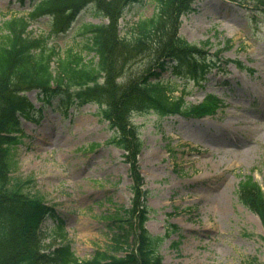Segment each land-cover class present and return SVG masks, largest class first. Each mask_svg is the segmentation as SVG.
<instances>
[{"label": "rangeland", "instance_id": "obj_1", "mask_svg": "<svg viewBox=\"0 0 264 264\" xmlns=\"http://www.w3.org/2000/svg\"><path fill=\"white\" fill-rule=\"evenodd\" d=\"M195 6L181 15L179 34L196 44L209 41L212 55L220 49L214 56L219 66L201 82L169 71L162 76L173 79L174 94L184 92L188 104L213 93L218 107L202 117L131 115L142 141L135 164L149 207L145 226L153 234L168 233L159 249L161 264L264 263L262 221L236 194L248 175L264 189V11L254 0H198ZM27 10V0H0V24ZM153 10L147 1L125 11L121 29L125 21L151 16ZM79 20L102 21L88 13L78 14ZM32 28L35 35L47 34L46 24ZM79 40L72 28L48 37L73 51ZM27 95L35 102V90ZM14 127L18 142L11 176L53 205L63 221L62 232L53 230L57 220L41 223L43 245L69 240L81 259L105 248L113 233L107 215L131 207L135 183L126 155L109 142L114 130L100 118L97 105L67 114L46 107L30 121L16 118Z\"/></svg>", "mask_w": 264, "mask_h": 264}, {"label": "trees", "instance_id": "obj_2", "mask_svg": "<svg viewBox=\"0 0 264 264\" xmlns=\"http://www.w3.org/2000/svg\"><path fill=\"white\" fill-rule=\"evenodd\" d=\"M147 1L154 5L151 16H139L120 34L116 20L124 8L132 9ZM195 1L32 0L27 17L11 15L1 22L0 264L161 263L158 249L163 238L152 235L143 226L148 210L138 200L142 194L141 176L135 164L141 141L128 116L131 112H153L160 117L176 113L200 117L217 107L213 94H207L202 103L187 104L183 95H171L175 86L160 76L170 69L176 75L183 71L198 81L216 67L206 48L209 41L197 45L177 34L179 15L192 10ZM254 1L264 11V0ZM80 12L101 15L109 21L79 23L78 51L49 47L43 38L27 30L30 21L46 16L44 22L52 30L64 32ZM83 52L93 55L85 59ZM33 89L37 90L42 106L51 103L63 112L74 104L96 103L101 117L115 129L111 140L128 152L126 160L130 162L135 183L132 208H118L109 215L115 227L110 244L105 250L96 249L86 259L76 257L69 242L53 249L43 248L37 227L46 218L59 219L55 208L24 191L23 185L13 182L9 174L12 137L3 129L13 125L16 112L26 117L33 114V105L26 94ZM237 194L264 225V191L252 176L239 182ZM134 220H137L135 227ZM130 235L134 238L133 248ZM121 251L123 254L118 255Z\"/></svg>", "mask_w": 264, "mask_h": 264}]
</instances>
